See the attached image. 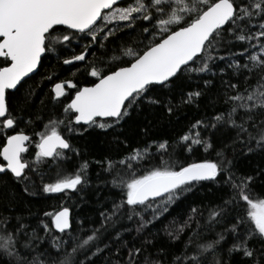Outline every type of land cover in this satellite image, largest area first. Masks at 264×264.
I'll use <instances>...</instances> for the list:
<instances>
[{"label": "snow or ice", "instance_id": "snow-or-ice-1", "mask_svg": "<svg viewBox=\"0 0 264 264\" xmlns=\"http://www.w3.org/2000/svg\"><path fill=\"white\" fill-rule=\"evenodd\" d=\"M134 33L135 40H125ZM73 40L82 50L62 63L91 81L46 76L47 104L41 99L34 111L31 74L42 57L59 59ZM205 97L204 113L173 142L152 139L149 115L178 120ZM37 122L43 127L33 135L21 128ZM89 129L127 149L119 160L95 161L98 222L79 219L74 229L63 205L43 213L47 222H26L17 214L21 193L68 196L90 185L88 161L74 171L65 167L69 153L80 150L64 134ZM135 136L148 140L133 146ZM173 143L181 153L215 159L181 163ZM229 153L261 159L241 175ZM201 182L227 191L166 227L169 240L178 241L195 224L179 252L160 247L154 255L149 225ZM257 183L264 186V0H0V264H264ZM105 189L110 195L101 203Z\"/></svg>", "mask_w": 264, "mask_h": 264}, {"label": "trees", "instance_id": "trees-1", "mask_svg": "<svg viewBox=\"0 0 264 264\" xmlns=\"http://www.w3.org/2000/svg\"><path fill=\"white\" fill-rule=\"evenodd\" d=\"M137 32H139V29H137ZM135 38L136 34L134 33L130 37H125V40L131 43V41L135 40ZM64 43L65 45H67L68 42ZM80 43L83 42L73 40L71 42V45H69L60 54L59 59H57V53L46 54L42 58L41 66L38 72L35 75L31 76V79L28 80V84L26 85V87L28 85L34 87L37 93L33 108L34 111L41 110V99H45V103L47 104L45 94L48 92L50 85L45 80L46 76L55 74L61 80H76L78 78L81 86L91 81V78L86 79L84 76H81L80 73H77L74 77L72 73L75 72V67L63 65L62 63L64 58L70 57L72 54H78L82 50V48L78 46V44ZM236 47L239 48L241 47V45L237 44ZM97 56H100V53H97ZM93 59V56H88V60ZM81 67L83 66L81 65ZM189 87L195 88V82H190ZM212 91L213 93H215L217 89H213ZM178 100L179 96H177V101ZM206 104L207 97L201 100L199 110H197L195 106L183 108L177 114L179 119L177 120V118L174 117L171 122H169V120L166 118H160L159 113L155 115H149L148 118L155 123V127L153 128L152 132V139H155L157 141L169 140L170 142H173L179 134L186 130V125L190 120L204 113ZM43 111L46 113L48 111V108H44ZM208 111L209 113H211L212 110L209 108ZM145 115H147V113H145ZM143 121V115L140 117H134L133 121H130L126 126V131L129 129H135V125L137 123H142ZM42 127L43 125L39 122L26 128L23 124L21 125V128H23L24 131L30 133L31 135H33L34 132L40 131ZM64 134L69 139L70 143H72L74 147L80 150L79 156H72V154L69 153L71 159L67 162L65 167L68 171H74L75 168L83 161H88V178L91 183L90 185L86 186L85 190L82 193H69L68 196H65L64 194L28 196L21 193L19 197L20 204L18 207V211L16 209H14V211H17V214L24 215L26 217V222L32 225L37 224L38 220L41 218L45 219V221L47 222L49 218L43 217V213L46 211L59 210L61 205L69 207L71 209L74 229L78 226L77 220L79 219L84 220L85 226H87L91 221L98 222L99 205L97 203L96 189L99 185L97 174L100 173L101 168L100 165L95 163V161L102 160L105 156L110 157L114 161L119 160L121 158V155L127 151V149H118L114 144H110L109 140L111 139V136H106L99 130L89 129L83 135H79L76 133L69 134L67 132H65ZM33 139L35 140V137H33ZM147 140L148 138L135 136L134 138H132L131 143L133 146H136L138 143L142 145ZM172 146L173 148H175L176 153L178 154L176 156V159H178L181 163H190L206 157L215 159L214 153L210 157H208L207 154L203 153L202 151L197 152L193 155H189L186 152L181 153L179 147L174 143ZM153 151H155V148H153ZM229 158L234 159V170L241 175L249 174L252 167H254L256 163L260 162L261 159L258 156H252L246 159L238 155L234 158L231 153H229ZM254 187L255 191L253 193V196H256L258 194L259 196L264 197V186H261L259 183H257ZM223 191H227V189H221L218 185H213L211 182H201L200 185H198L192 192L188 193L186 196L176 201V203L172 204L169 207L168 212L164 213V215L153 225H149L148 229L146 230V232L150 234L148 238L152 239L154 245L156 246L155 248L149 249V251H151L155 255L158 248L164 247L170 254L179 252L188 236L191 235L192 229L195 228V224L192 225V229H186L185 232L181 234V238L178 241L169 240L166 232V227L170 226L172 228H175L178 224L183 223V221L187 219L190 206H203L208 205L211 202H215L218 200ZM17 192H20L19 186H17ZM109 195L110 193L107 191V189L101 191L99 193L100 202L103 203L104 198L108 197ZM104 206L107 205L105 204ZM201 223H203V221H201ZM134 235V232L131 234L126 233L124 238L126 240H131L132 236ZM205 235L211 238L212 234L205 233ZM98 264H104V261L100 260L98 261Z\"/></svg>", "mask_w": 264, "mask_h": 264}, {"label": "water", "instance_id": "water-1", "mask_svg": "<svg viewBox=\"0 0 264 264\" xmlns=\"http://www.w3.org/2000/svg\"><path fill=\"white\" fill-rule=\"evenodd\" d=\"M43 58V57H42ZM39 70V69H38ZM38 72V71H37ZM36 72V73H37ZM36 73H34V74H31V76H33V75H35ZM70 209V208H69ZM70 217H71V219H72V212H71V209H70Z\"/></svg>", "mask_w": 264, "mask_h": 264}, {"label": "flooded vegetation", "instance_id": "flooded-vegetation-1", "mask_svg": "<svg viewBox=\"0 0 264 264\" xmlns=\"http://www.w3.org/2000/svg\"><path fill=\"white\" fill-rule=\"evenodd\" d=\"M9 134H11V133H9ZM28 134L31 135L30 133H28ZM30 151H31V145H30ZM25 156H26V158H29L27 154H25Z\"/></svg>", "mask_w": 264, "mask_h": 264}]
</instances>
